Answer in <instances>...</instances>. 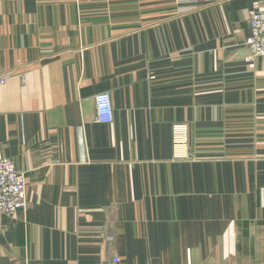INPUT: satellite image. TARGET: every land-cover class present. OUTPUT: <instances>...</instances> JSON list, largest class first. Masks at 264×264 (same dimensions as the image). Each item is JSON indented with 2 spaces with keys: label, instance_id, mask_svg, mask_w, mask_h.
<instances>
[{
  "label": "crops",
  "instance_id": "obj_1",
  "mask_svg": "<svg viewBox=\"0 0 264 264\" xmlns=\"http://www.w3.org/2000/svg\"><path fill=\"white\" fill-rule=\"evenodd\" d=\"M263 5L0 0V156L28 181L0 264H264Z\"/></svg>",
  "mask_w": 264,
  "mask_h": 264
},
{
  "label": "built area",
  "instance_id": "obj_2",
  "mask_svg": "<svg viewBox=\"0 0 264 264\" xmlns=\"http://www.w3.org/2000/svg\"><path fill=\"white\" fill-rule=\"evenodd\" d=\"M251 35L246 44L250 58L264 56V5L249 12ZM5 76L1 79L4 81ZM96 121L110 124L114 121L112 98L108 92L95 96ZM188 125L175 124L173 127V158L175 160H195L197 154L189 144ZM28 181L25 174L19 171L13 160L0 156V214L13 215L28 207ZM120 258L115 255L113 264H119Z\"/></svg>",
  "mask_w": 264,
  "mask_h": 264
}]
</instances>
